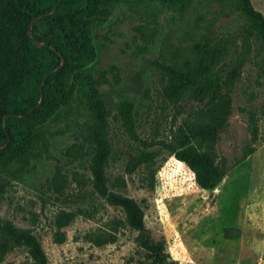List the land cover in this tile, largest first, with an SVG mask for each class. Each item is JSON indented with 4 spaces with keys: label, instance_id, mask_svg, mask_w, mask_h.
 Listing matches in <instances>:
<instances>
[{
    "label": "rangeland",
    "instance_id": "obj_1",
    "mask_svg": "<svg viewBox=\"0 0 264 264\" xmlns=\"http://www.w3.org/2000/svg\"><path fill=\"white\" fill-rule=\"evenodd\" d=\"M264 18V0H250ZM246 17L238 0H118L106 19L89 29L93 58L66 73L67 99L35 132L28 146L0 158V224L29 230L48 264H151L138 246L130 216L96 190L93 176L97 123L94 96L104 110L100 135L106 192L133 199L163 255L179 264H264V76L261 47L252 39L230 90L231 113L218 130L215 153L225 174L211 190L200 171L174 158L166 143L194 150L159 88L153 61L168 63L202 39H226L239 51ZM182 109L187 102L179 101ZM127 108L132 134L117 109ZM75 213L65 240L53 241L54 213ZM103 227L117 235L101 246L82 233ZM0 231V240H2ZM0 264H32L12 246Z\"/></svg>",
    "mask_w": 264,
    "mask_h": 264
},
{
    "label": "trees",
    "instance_id": "obj_2",
    "mask_svg": "<svg viewBox=\"0 0 264 264\" xmlns=\"http://www.w3.org/2000/svg\"><path fill=\"white\" fill-rule=\"evenodd\" d=\"M57 1L0 0V158L28 146L39 125L66 102L64 75L93 58L89 29L103 22L112 3L118 0ZM162 1L168 6L182 7L190 0ZM238 7L247 20L239 51L233 52L226 39H202L168 63L152 62L162 75L161 94L179 117L194 150L176 149L169 143L165 146L175 159L201 172L200 184L206 190L215 188L225 174L224 161L216 157L215 142L218 130L231 113L230 90L252 39L257 38L260 43V71L264 76V18L253 9L250 0H238ZM182 100L188 104L185 109L179 105ZM88 108L97 123L94 138L98 155L93 172L96 190L130 216L132 226L139 231L137 244L151 264H179L163 255L152 240L142 210L133 199L112 197L106 192L103 163L108 146L100 135L106 125L105 113L94 96L88 99ZM117 111L134 134L129 110L120 106ZM75 217L74 212L64 209L54 213L55 243L65 240L63 228ZM0 231V258L12 246H22L32 264H48L40 243L29 230L4 222ZM81 237L95 246L117 239L115 233L100 226L87 229Z\"/></svg>",
    "mask_w": 264,
    "mask_h": 264
},
{
    "label": "water",
    "instance_id": "obj_3",
    "mask_svg": "<svg viewBox=\"0 0 264 264\" xmlns=\"http://www.w3.org/2000/svg\"><path fill=\"white\" fill-rule=\"evenodd\" d=\"M59 1H60V0H58L57 3H58ZM57 3H56V5H57ZM56 5H55V6H56ZM55 6H54V8H55ZM62 62H63V61H61L60 65L62 64ZM43 79H44V77H43ZM39 96H41V92H40V91H39Z\"/></svg>",
    "mask_w": 264,
    "mask_h": 264
}]
</instances>
